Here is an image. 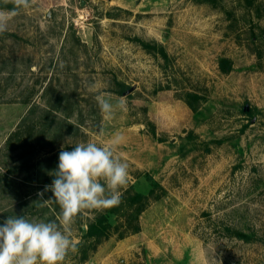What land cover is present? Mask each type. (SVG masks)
Masks as SVG:
<instances>
[{
	"label": "rangeland",
	"instance_id": "374dc122",
	"mask_svg": "<svg viewBox=\"0 0 264 264\" xmlns=\"http://www.w3.org/2000/svg\"><path fill=\"white\" fill-rule=\"evenodd\" d=\"M186 93L204 97L196 111ZM101 94L125 97L127 111L105 121ZM115 133L129 171L122 195H148L147 176L161 188L139 233L120 239L124 220L114 217L86 262L76 251L65 264H264V0H30L0 33V222H59L58 204L37 193L61 148ZM99 212L77 216L76 244Z\"/></svg>",
	"mask_w": 264,
	"mask_h": 264
},
{
	"label": "clouds",
	"instance_id": "9594fccd",
	"mask_svg": "<svg viewBox=\"0 0 264 264\" xmlns=\"http://www.w3.org/2000/svg\"><path fill=\"white\" fill-rule=\"evenodd\" d=\"M12 3L11 10L0 9V33L9 21L28 9L30 0H3ZM101 94L95 97L102 118L111 121L117 112L127 111L126 98L113 104ZM103 135L101 130L99 133ZM123 136L115 133L107 144L89 141L79 143L71 151L62 147L58 167L50 185L37 193L43 204L55 202L60 208L58 221H34L22 215L0 222V264H65L68 254L77 251L71 238V226L85 210L102 211L121 202L122 189L129 182L126 162L115 155ZM52 196L45 199V193Z\"/></svg>",
	"mask_w": 264,
	"mask_h": 264
},
{
	"label": "trees",
	"instance_id": "16d2710c",
	"mask_svg": "<svg viewBox=\"0 0 264 264\" xmlns=\"http://www.w3.org/2000/svg\"><path fill=\"white\" fill-rule=\"evenodd\" d=\"M196 4H210L216 6L217 0H192ZM243 3L245 7H253L255 0H239ZM12 8L10 4H5L0 6V9ZM259 10V9H258ZM138 43L142 46L144 50L155 55H160L165 61L169 60V56L165 51L164 47L157 42H146L141 39H137ZM232 63L229 59H222L220 61V68L223 73H229L231 71ZM123 86V85H122ZM125 90L119 92V94L124 95L127 91ZM185 101L187 104L196 111L199 104L204 100V97L197 93H186ZM148 180L151 182L152 189L148 195L139 192L133 193V189L126 191L124 195L121 196V202L118 206L108 208L100 211L96 214L95 218L87 223V229L83 230L81 228V240L77 243V253L80 263L86 262L91 254H93L98 246L106 239H108L112 232L113 226L117 221L114 217H120L124 220L119 226L125 227V231L120 235V239L137 234L141 231L140 216L145 212L150 204L151 197L155 194L160 185L154 181L150 176H147ZM157 200L158 198H154ZM56 205L52 202V206ZM56 210L60 208L56 205ZM119 228V227H118ZM235 236L239 239L249 241L250 237L244 233L236 232Z\"/></svg>",
	"mask_w": 264,
	"mask_h": 264
}]
</instances>
